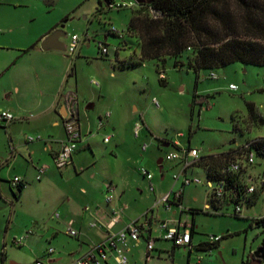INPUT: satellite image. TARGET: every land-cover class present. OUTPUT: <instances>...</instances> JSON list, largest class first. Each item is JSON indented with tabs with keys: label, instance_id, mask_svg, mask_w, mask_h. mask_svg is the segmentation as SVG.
<instances>
[{
	"label": "rangeland",
	"instance_id": "obj_1",
	"mask_svg": "<svg viewBox=\"0 0 264 264\" xmlns=\"http://www.w3.org/2000/svg\"><path fill=\"white\" fill-rule=\"evenodd\" d=\"M118 5L122 6L118 8ZM149 15L135 0H115L111 8L106 0H0V44L14 48L10 51L31 46V42L53 32L64 22L68 34L63 41L66 45L70 36L79 34L82 41L75 55L62 52L69 65L67 78L79 97L81 120L84 125L88 122L84 110L91 114L89 124L95 129L92 134L98 142L93 147L98 163L82 171L59 169L51 158V167L63 173L57 182H48L46 177L37 180L32 169L20 200L21 195L17 197L8 180L15 172L32 166L27 138L46 137L23 131L22 127L12 133L9 157L3 160L9 163L0 180V264H36L38 260L46 264H69L91 248L95 241L90 234L94 230L86 219L78 227L68 217L67 203L60 197L68 191L79 196L81 187L92 185V180L97 184L110 179L115 184L118 182L125 191L124 202L130 205L129 211L128 206L124 211L132 213L135 220L144 221L145 213L152 209L156 220H165L171 225L179 217L190 222L194 218L195 244L210 242L211 236L222 235L219 245L208 249L195 247L189 259V247L176 246L174 250V242L164 239L157 228L153 231L157 239L151 264H248L251 253L264 248V225L255 223V219L264 217V185L259 179L264 175L262 156L254 152L255 162L250 168H244L253 177L256 198L253 202L242 201V212L238 215L235 202L220 207L213 204L205 167L198 163L190 166L186 175L198 177L202 183L184 185L182 162L166 158L169 152L182 153L181 149L186 148H196L200 157L230 152L264 137V65L235 61L197 72L189 65L190 51L179 57H167L159 64L156 59L144 58L141 33L137 28L129 29V24L134 16ZM112 27L116 28L115 32L111 31ZM101 42L109 49L107 55L101 54ZM161 71L166 75L164 80L160 77ZM213 73L219 78L213 79ZM230 84H236L238 89H231ZM90 102L96 104L95 108L87 110ZM249 103L255 106L257 122L250 117ZM98 112H110L113 117L116 114L122 135L118 152L111 151L114 142H102L103 129L97 134ZM138 120L143 125L135 137L132 128ZM2 137L0 131V145ZM144 144L148 145L145 151ZM83 150L90 153L88 148ZM32 156L38 164L45 163L42 156L37 159L36 155ZM160 158L164 159L162 169L158 163ZM142 168L153 173L155 191L150 189V181L142 174ZM178 174L180 177L176 180ZM243 175L246 178L248 174ZM177 191L183 192V204L173 203L167 208V201L162 197L170 194L172 200ZM207 204L211 207L207 208ZM192 210L198 212L193 214ZM56 213L63 218L54 217ZM79 213L82 214V209ZM69 229H75L78 236L68 234ZM21 237L24 240L19 244L16 240ZM140 245L132 253L128 252L129 264H146L149 259L147 239L142 238ZM50 248L55 250L52 254H48ZM51 257L58 259L50 262ZM109 264L118 263L111 257Z\"/></svg>",
	"mask_w": 264,
	"mask_h": 264
},
{
	"label": "crops",
	"instance_id": "obj_2",
	"mask_svg": "<svg viewBox=\"0 0 264 264\" xmlns=\"http://www.w3.org/2000/svg\"><path fill=\"white\" fill-rule=\"evenodd\" d=\"M51 33L48 32L38 37L36 40H34V42H31V46L16 48L17 50L15 51L9 50L14 49L11 46L0 44V111L7 110L12 112L15 116V120L10 123L0 122V131L4 135V137L1 138L2 143L0 145V180H2V178L4 177L3 171L5 165L9 163L8 161H3L7 160L9 157L10 148H8V144L10 145V139H13L12 133L15 132L18 127H22L23 131H32L34 133H38V135L41 133L46 137L45 139L42 137V139L40 140L29 141L30 143L26 142V145L28 146L27 150L31 155L32 166L26 167L25 170L20 173L15 172L14 175V177L20 176L21 178H23L25 183V187L22 190L20 200H22L23 194L27 189V180H30L29 178L31 176L32 169L37 175V168L39 165H42L38 164V162L34 160L32 155H36V159L37 156H42V159L45 162L43 164L48 163L46 164L48 165V170L43 175L42 179L46 177L48 182H57L60 180L58 176L63 175V173L60 171L59 174V171H56L51 167V158L54 159V155L60 150L62 143L66 139V99L70 93L76 94L78 99V110L80 108L79 97L74 91V88L71 86L69 79L67 78L70 72L67 73L69 65L66 54L56 49L44 50L41 47L42 40ZM95 105V103L90 102L88 103L86 109H94ZM135 111H137V109H135ZM96 115L98 116V120L96 123V128L98 127L97 134H100V130L103 129L105 133L103 134L102 142L104 144H110L114 142L116 147L113 146L111 151L117 150L118 152L120 149V143L122 144L119 138L122 135L119 131L120 125L118 123V120L116 119V114H114L113 117V114L110 113L109 118H105V113L101 112H98ZM84 116L86 117V120H88V122L86 121L87 123H85V125L82 122L79 113V123L82 132V139L79 142L78 148L73 155V163L68 166L67 172L71 171L70 168H74L76 172L79 169H81L82 171L83 168L92 167L98 163L95 155L93 154V147L98 142H96L94 139L96 138L95 134H92L95 129H93L89 124L92 116L86 110H84ZM101 118L103 120V126L99 127V121ZM133 127L135 128V126ZM109 134L113 136L109 142H105L104 138ZM132 134L133 136H135L133 128ZM86 148L90 150V153H87L83 150H86ZM11 152L13 154V151ZM18 158L19 157H17L14 162ZM248 171L245 172V175L250 174V172ZM13 178L11 177L8 180L10 181L11 187H13L11 183V180ZM110 181L115 184L114 179H110ZM93 182L94 181L92 180V185L88 187L82 186L79 196H74L70 191H68L66 193H63L61 195L62 197H60V200L63 203H67L66 208L68 210V217L71 216L78 227H81L83 225L82 221L84 219H86L88 225L90 224V226L91 223L95 220L106 221L108 215L112 211L113 206L124 207V210L125 206H128L127 211H129L130 209V205L124 202L123 196L125 191L124 189L120 188L118 182H116L115 184L116 200L112 204H107L104 200V190L105 184L107 182L104 184H97ZM14 190L17 191V188H14ZM81 209L82 214L79 213ZM133 217L134 215L132 213H125V211H123L122 220L115 225V230H119L126 226V224L134 221L136 218ZM152 217L155 221L156 216L154 212L152 214ZM62 218L63 216L62 214H60L59 219ZM181 219L182 218L179 217V220ZM179 220L173 219V224H175L176 221ZM193 221L195 222L194 218ZM91 228L92 230H94L93 234H90L91 236L94 235V239L92 238L93 241H95L93 245L105 239L107 233L104 227L91 226ZM196 228L197 226L194 228L195 230L192 234L191 246H188L190 249L189 259H191L193 249L201 243V241L198 244H195L194 242ZM148 234L149 235L147 236L150 237V235L153 234V231L151 233L149 232ZM140 243L141 241L135 242L129 239V251L132 253L135 249L140 248ZM176 248L177 247L174 245L173 249L175 250ZM146 254L148 256L147 247ZM159 255L161 254L159 253ZM148 258L149 259L146 260V264H151L155 259V256L150 255ZM57 259L58 258L51 257L50 262H55Z\"/></svg>",
	"mask_w": 264,
	"mask_h": 264
},
{
	"label": "trees",
	"instance_id": "obj_3",
	"mask_svg": "<svg viewBox=\"0 0 264 264\" xmlns=\"http://www.w3.org/2000/svg\"><path fill=\"white\" fill-rule=\"evenodd\" d=\"M114 1L106 0L110 8ZM139 6L146 8L150 15L134 16L129 29H139L144 58L156 59L159 64L167 57H179L190 51L189 65L197 72L224 67L235 61L264 65V0H150ZM248 108L250 117L257 122L254 104L249 103ZM249 152L264 158V137L256 138L238 150L202 156L196 162L206 168L208 180L224 182V199L212 197L216 207L231 202L255 201L256 191L245 195L244 169L239 172L229 170L232 162ZM24 187L25 184L18 186L17 197ZM197 212L192 210L193 214ZM192 223L193 234L196 224ZM255 223L264 225V217L255 219ZM220 241L201 242L197 248H212Z\"/></svg>",
	"mask_w": 264,
	"mask_h": 264
},
{
	"label": "built area",
	"instance_id": "obj_4",
	"mask_svg": "<svg viewBox=\"0 0 264 264\" xmlns=\"http://www.w3.org/2000/svg\"><path fill=\"white\" fill-rule=\"evenodd\" d=\"M122 5H118L117 7H121ZM153 14L156 15L155 11H152ZM111 31L115 32L116 28L112 27ZM82 39L79 34L75 33L70 36L69 43L67 44L66 52L74 56ZM101 54L107 55L109 53V49L106 45H103L101 42ZM161 79H165L166 75L161 71L160 72ZM213 79L219 78V76L215 73L211 75ZM97 83L96 81H94ZM98 84V83H97ZM230 88L235 90L238 89L236 84H230ZM154 103L159 107L160 104L157 99L154 100ZM66 109L67 113L65 115V129H66V139L62 143L60 150L54 155V160L58 168L63 169L68 167L73 163V155L76 152L79 142L82 139V132L79 123V110H78V99L76 94H69L66 99ZM105 118H109L110 113H105ZM15 120V116L12 112L7 110L0 111V122L10 123ZM143 121H137L134 134L136 137L139 136L140 130L142 128ZM103 126L102 118L99 121V127ZM113 135H106L104 140L105 142H109ZM42 136H29L27 138L28 141L40 140ZM247 146V145H246ZM148 148L147 144H144L142 149L145 151ZM182 153L177 151L169 152L166 155L168 160H180L182 162V173L185 174L184 177V185L196 183L201 184L202 180L198 177L190 178L186 175L187 169L195 164L199 159V151L196 148H186L181 149ZM255 162V153L249 152L244 158L235 160L229 166V170L234 172H239L242 169L246 168V166H251ZM48 170V165L42 164L37 168L36 179L41 180L43 175ZM142 174L150 181V189L152 191L155 190V185L153 183V173L146 169H141ZM180 174L175 175V179H179ZM259 179L264 184V175L259 176ZM12 186L18 189V186L21 184H25L23 178L20 176H15L11 180ZM224 182H214L208 180V185L211 188L210 194L213 198L221 200L224 199L225 190H224ZM245 183V195H250L256 191V187L253 184L252 175H247L244 181ZM182 191L174 192L173 199L170 200L171 195L167 194L162 197L163 201H167L166 207L171 208L173 203L178 205H182ZM105 202L107 204H112L116 200V186L112 181H108L105 184ZM207 208H210V204H207ZM124 207L113 206L112 211L107 217L106 221L95 220L91 223L92 227H104L106 230V237L104 240L99 243L93 245L86 253H84L81 257L74 260L70 264H102V262L109 263L111 257L115 259L118 264H128L129 263V239L140 242L142 238L146 237V233H151L157 228L160 229L163 233V238L166 240H171L174 242L176 246L188 247L191 246L192 243V228L193 223L188 220H179L174 225H170L168 221L165 220H153L152 214L149 212H153V210H149L145 213V220L141 221L140 219L134 220L123 228L119 230H115V225L122 220ZM236 213L242 212L241 203L236 204L235 207ZM54 217L60 218V213H56ZM156 224V226H155ZM153 225L155 226L153 228ZM68 234L71 236H78V232L75 229L67 230ZM149 235V234H148ZM147 239V251L148 257L151 255V252L155 249V241L157 238H154L153 234L150 237H146ZM222 239V235L211 236L210 242H218ZM24 240V237H21L16 240L17 243L21 244ZM54 248H50L48 250V254H52L54 252ZM36 264H46L42 260H38Z\"/></svg>",
	"mask_w": 264,
	"mask_h": 264
},
{
	"label": "water",
	"instance_id": "obj_5",
	"mask_svg": "<svg viewBox=\"0 0 264 264\" xmlns=\"http://www.w3.org/2000/svg\"><path fill=\"white\" fill-rule=\"evenodd\" d=\"M150 0H135V2L139 5L149 3ZM65 28V22L57 29H55L51 34L47 35L41 42V47L44 50H49V49H56L59 51H66L67 45L61 40V37L67 36V32L64 31L63 29ZM168 146L169 144H165ZM163 158H160L158 160L159 164H162ZM162 169V165L160 166ZM262 251V256L259 257L260 251ZM255 258V259H254ZM264 260V248L262 247L259 250H255L251 253L250 255V261L248 264H253L254 261L257 262V264H261L262 261Z\"/></svg>",
	"mask_w": 264,
	"mask_h": 264
},
{
	"label": "flooded vegetation",
	"instance_id": "obj_6",
	"mask_svg": "<svg viewBox=\"0 0 264 264\" xmlns=\"http://www.w3.org/2000/svg\"><path fill=\"white\" fill-rule=\"evenodd\" d=\"M58 28H59V27H58ZM63 30H64V29H63ZM64 31H65V30H64ZM67 36H68V35H67ZM67 36L61 37V40L64 41V39H65ZM262 251H263V249L260 251V253H259V257L262 256ZM254 259H255V258H254ZM253 264H257V262L254 261Z\"/></svg>",
	"mask_w": 264,
	"mask_h": 264
}]
</instances>
